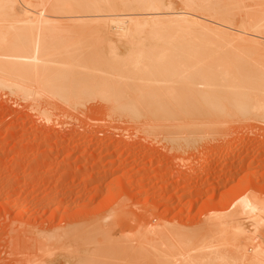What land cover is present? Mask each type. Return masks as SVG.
I'll list each match as a JSON object with an SVG mask.
<instances>
[{
  "label": "bare ground",
  "instance_id": "1",
  "mask_svg": "<svg viewBox=\"0 0 264 264\" xmlns=\"http://www.w3.org/2000/svg\"><path fill=\"white\" fill-rule=\"evenodd\" d=\"M251 62L252 69L257 62L259 69L255 70H263L258 62L264 63V0H0V87L15 92L21 101H30L28 109L59 129L70 126V121H60L63 116L73 117L69 110L97 96L104 103L103 115L123 120L124 125L137 127L138 131L144 129L164 139L182 131L188 141L197 137L204 143L222 141L227 132L240 129L242 124L248 126L254 117L264 120V72L246 69L244 65L250 66ZM231 145L236 146L237 141ZM219 148L205 151L203 158L221 156ZM228 155L231 157L230 152ZM262 202L251 198L240 207L236 205L237 211L231 215L214 216L209 223L212 227L208 225L209 230H205L206 240L210 242L209 235L215 234L212 238L219 236L224 244L229 230L234 231H229L230 236L241 234V210H246L253 224L263 226ZM111 221L100 223L101 228L79 232L29 231L35 242V257L20 264H44L45 257L70 242L82 245L79 253L84 258L79 264H109L114 259L113 264L120 262L119 257L122 260L123 255L127 256L122 250L126 245L123 247L121 239L112 236ZM169 224L149 226L138 234L140 243L156 247L165 244L160 245L165 248L164 263L163 257L161 261L156 255L158 264H216V260L225 264H264L263 231L254 238L261 239V244L257 240L259 244L253 245L254 254L248 255L246 245L233 240L231 252L223 249L219 255L222 250L217 254V244L209 245L205 240L204 245L209 246H202L201 239L194 243V232L190 238L185 233L189 229ZM147 245H141V251V246H136L140 252H135L145 254ZM75 251L70 252L73 255Z\"/></svg>",
  "mask_w": 264,
  "mask_h": 264
},
{
  "label": "rangeland",
  "instance_id": "2",
  "mask_svg": "<svg viewBox=\"0 0 264 264\" xmlns=\"http://www.w3.org/2000/svg\"><path fill=\"white\" fill-rule=\"evenodd\" d=\"M258 63L261 67L264 66L263 62ZM256 64L254 62V69L252 62L250 66L248 64L244 66L248 70L263 73L264 67H260L263 70H255L259 69V66L256 68ZM14 96H17L15 92L7 90V87H0V264H20L35 257V242L31 231L48 234L68 229L79 232L101 228L103 226L100 223L105 221L109 223L111 220L113 222L111 221L109 226L113 227L110 229L112 236L120 238L123 247L125 245L129 247L128 250L126 246L122 249L125 251L123 254L127 256L123 255L122 260L119 257L120 262L116 261L115 264L117 262L127 264L126 259L129 257L131 262L128 264H156L159 261L158 255L160 258L163 257L164 263L166 253L163 251L165 248H162L163 243L160 244L161 247L149 244L148 246L144 241L138 242L140 239L138 234L144 228H157L158 225L169 223L170 226L181 230L189 229L186 232L182 231L188 232L187 237H190V234L192 236L194 232L195 235L192 237L196 239L190 238L197 241L196 243L203 242L202 246L217 244L218 247L215 246L216 251L219 250L217 254L222 250L219 255L224 251L231 252L233 240L245 244L249 250L248 255L254 254L253 245L259 244L256 243L257 240L261 244L260 238L257 240L254 238L264 232V214L260 217L263 219V226L255 225L248 219L246 210H241L244 213L239 216L238 223L242 233L236 238L234 234L230 236L234 231L229 230L231 233L227 232V238L224 237L227 243L224 244L220 242L221 237L212 238L215 234L209 235L213 241L211 238H208L210 242L206 240L205 235L208 234L205 230H209L208 225L214 216L231 215L248 199L256 198L264 203V120L261 122L254 117L250 124L247 122L248 126L242 124L244 126L242 129L238 127L230 130V133L227 132L222 141L212 139L204 143L205 141L197 137L195 144L196 139L186 140L187 134L183 132L184 136L181 135L182 131L181 133L178 131L180 134L175 131L176 135L174 132L171 134L173 136H168L169 139L166 137L164 139L163 135L161 137L156 133L152 135L153 133L149 134V131L144 129L138 131L137 127L124 125L123 120L109 118L105 113L108 109H104L107 116L102 114L104 103L97 96L85 99L83 105H79L77 109H68L73 117L70 119L63 116L64 118L60 120L70 121L68 122L70 126L66 129L53 127L50 122L44 121L34 111L28 109L30 101L23 99L21 101L19 96L17 98ZM229 134L231 136L227 138ZM180 135L185 137V140L183 137L180 140ZM233 141H237L236 146L231 145ZM219 146L223 152L221 156L211 155L209 158H203L205 151L211 149L215 151ZM229 152L231 157L228 155ZM205 240L209 245L207 243L204 245ZM144 243L149 248L143 249L145 254L144 252L140 254L141 245ZM74 244L70 242L67 247L56 250L52 256L48 255L50 258L45 257L44 264L81 263L84 258L82 252L79 253L82 245ZM155 244L158 245V242ZM136 246H141L140 251ZM150 249L151 252L147 251ZM72 250L77 252L72 255ZM137 250L140 257L136 256ZM132 258L135 259V263ZM160 260L162 261V258ZM104 261L107 262L105 259ZM216 262L225 264L217 260Z\"/></svg>",
  "mask_w": 264,
  "mask_h": 264
}]
</instances>
